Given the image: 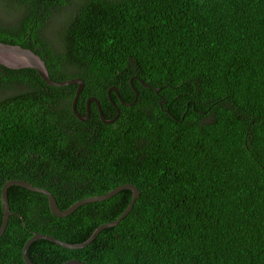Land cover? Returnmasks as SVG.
<instances>
[{
    "label": "trees",
    "instance_id": "1",
    "mask_svg": "<svg viewBox=\"0 0 264 264\" xmlns=\"http://www.w3.org/2000/svg\"><path fill=\"white\" fill-rule=\"evenodd\" d=\"M0 41L34 51L55 81L82 78V115L90 96L108 119L120 108L107 124L91 101L81 120L76 84L0 64V225L10 179L61 209L125 183L140 191L88 246L40 238L32 262L264 264V0H0ZM111 86L136 102L111 100ZM8 198L0 264H26L33 232L82 243L132 191L65 217L22 186Z\"/></svg>",
    "mask_w": 264,
    "mask_h": 264
},
{
    "label": "water",
    "instance_id": "2",
    "mask_svg": "<svg viewBox=\"0 0 264 264\" xmlns=\"http://www.w3.org/2000/svg\"><path fill=\"white\" fill-rule=\"evenodd\" d=\"M0 64L4 65L6 67H9V68H13V69H20V68H27V67L33 68L39 73V75L42 77V79L47 84H50L53 86H66V85L76 84L77 88H76V92H75V95H74L73 100H72V109H73V112L75 113V115L81 120L85 121V120L89 119L91 101H94L96 103L98 110H99L100 118L107 124L113 123L120 115V108L116 105V103H114L116 105V108H117V114L113 118H110V119L106 118L103 115L100 101L95 96H90L89 98H87L86 115H82L81 113H79L77 111L76 104H77L78 98H79V96L83 90V87H84L83 79L80 77L71 78V79L62 80V81H55V80L51 79V77L49 76V73H48L46 63L41 59V57L38 54H36L34 51H32L29 48L22 47L20 45L4 43V42L0 41ZM139 80L145 86L153 88L156 92H159L158 88H154L152 85L142 81L141 79H139ZM130 81L132 84V79ZM112 91H115L116 95L118 96V98L121 100V102L123 104L133 105L137 100L138 92L136 89H135L136 97H135L134 101L131 103H126L122 100L120 93H119V90L116 88V86H111L108 89V92H107L108 97L111 100H112V94H111ZM162 103H163V101H160V104H162ZM164 110L168 111L166 109H164ZM12 185L22 186V187L27 188L31 191L39 192V193L46 195L48 198L50 210L57 217L68 216L71 213H73L81 205H84V204L90 203V202H97V201H102V200L108 199V198L112 197L113 195H116L121 190L129 189L132 191L131 201L129 202V204H128L127 208L124 210V212L115 220L103 223L100 226H98L94 230V232L91 234V236L86 241H84L82 243H68V242L60 240V239L55 238V237L48 235V234L33 232V235L26 241V243L24 244V247H23V259H24L26 264H36V263L32 262L31 259L29 258L28 249H29V246L31 245L32 242H34L40 238L50 240V241H52V242H54L60 246H63L65 248H70V249H80V248H84V247L88 246L98 236V234L103 229L116 226L132 210L136 199L140 195V191L137 188V186L130 184V183H125V184H122L120 186H117L116 188L108 191L105 194L88 196V197L82 198L80 200H77L73 204H71L68 208L61 209L57 203L55 196L48 189L35 186L26 180L10 179L7 182H5V184L3 185L2 189H1V204H2V209H3V218H2V223L0 225V237L2 236V234L5 232V230L7 228L10 215L13 214L11 211L9 198H8V188ZM21 218H23V217L21 216ZM64 264H88V263L82 262V261L76 260V259H70V260L66 261Z\"/></svg>",
    "mask_w": 264,
    "mask_h": 264
},
{
    "label": "rangeland",
    "instance_id": "3",
    "mask_svg": "<svg viewBox=\"0 0 264 264\" xmlns=\"http://www.w3.org/2000/svg\"><path fill=\"white\" fill-rule=\"evenodd\" d=\"M58 25V23H56Z\"/></svg>",
    "mask_w": 264,
    "mask_h": 264
}]
</instances>
